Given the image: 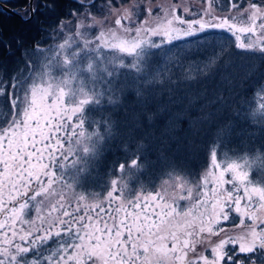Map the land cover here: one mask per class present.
<instances>
[{
    "label": "snow or ice",
    "instance_id": "obj_1",
    "mask_svg": "<svg viewBox=\"0 0 264 264\" xmlns=\"http://www.w3.org/2000/svg\"><path fill=\"white\" fill-rule=\"evenodd\" d=\"M65 2L27 0L16 12L26 25L51 21L37 28L46 40L0 34L8 53H20L14 69L0 61V264H264V0H228L239 16L218 15L221 0H201L158 22L154 0L125 8L123 0H71L66 11ZM114 14L118 27L109 28ZM53 39L55 49L44 47ZM176 66L195 70L177 75ZM253 91L261 118L249 155L218 159L235 131L226 115ZM244 111L230 117L237 126ZM208 125L215 171L181 169L195 198L189 187L171 202L160 192L121 201L130 170L151 165L153 151L194 156ZM112 148L126 158L105 173L119 174L107 197L90 203L74 185L101 179ZM181 200L194 202L182 208ZM221 221L243 234L228 235ZM205 232L225 233L207 255L196 248Z\"/></svg>",
    "mask_w": 264,
    "mask_h": 264
},
{
    "label": "rangeland",
    "instance_id": "obj_2",
    "mask_svg": "<svg viewBox=\"0 0 264 264\" xmlns=\"http://www.w3.org/2000/svg\"><path fill=\"white\" fill-rule=\"evenodd\" d=\"M186 0H178V4L176 2V0H154V3L151 5L152 7H158L159 9L162 10V12H158L156 14V16L151 17L150 20L158 22L160 19V16L162 15V13H167L169 12L172 8L175 7H180V8H196V9H200L199 6H195L193 5L194 3H199V0H189L187 3H184ZM126 5H121V8H125ZM234 13H230L231 15H236L237 13L235 11H233ZM177 14H181L179 12H177ZM218 15L222 16L221 14L217 13ZM225 16H229L228 14H225ZM108 18H110L111 20H115L116 16L115 14L112 16H109ZM185 19H191V16L186 15L184 17ZM238 25V27H242L243 23L240 20L235 21ZM107 27L109 28H114V27H118L115 26L114 23H110L108 22ZM244 36H242L243 38ZM253 37H251L252 39ZM157 39V38H154ZM52 55V53H44L43 55L40 56V59L38 60V68L40 66H42L45 57ZM161 67H163V64L161 62L160 64ZM177 67V66H176ZM30 75H32V73H30ZM245 100H247L244 96L240 98V100L238 101L239 107L236 104H233L231 106V112H239L241 108L248 110L249 106L248 103H245ZM248 101V100H247ZM258 109H256L254 112H250L244 116L247 117V119L250 121V129L251 126L254 125L255 129H256V135H259V124L258 121L261 118V113H260V105H261V98L259 96V100H258ZM243 112L240 113V115ZM218 115H224L223 113H219ZM254 115L256 116V118L254 117ZM225 123L226 122V117H225ZM241 124H239V126L235 125V131L232 133H229L228 135V139L225 141V147H223L221 150L222 152L226 151V154L224 153L222 155V157L218 154V159H221L223 157L227 158V161L230 162L232 160H237L239 157L241 156H248L249 153L246 151L245 153H237L239 150L242 151L240 148H245V150H247L251 145H250V141L249 139H247V136H249L250 131L248 129L242 131V132H238V129L240 127ZM85 130L87 133H91L93 128L89 127L88 124H85ZM212 130H214V134L213 137L216 136V129L212 126V125H208L207 126V135L208 132L210 133ZM47 132V129H46ZM238 132V133H237ZM238 134H240L241 136H238ZM204 141L203 138V134L201 135V137L199 138V143H198V147L197 150L195 152V155H189V156H185L184 153H177L172 152V154L169 156L168 153L165 154L164 157H160L158 153H156V156L154 157L151 163V165L148 166V168L151 170V172L155 173H162L164 172V167H166L167 162L170 164V168L173 169L174 166L179 167L181 169L187 168L190 161L194 158H196L197 155L202 153V148H204V145L202 144ZM252 143H255V141L253 140ZM110 150V149H109ZM109 150H107L105 152L106 155H109ZM211 150V149H210ZM235 153V155H233ZM210 159H211V153L208 157V159L206 160V162L203 165V172L199 175V177H203L204 173L208 170H212L215 171L214 169H211V165H210ZM69 167L67 168V171L70 173L71 170L72 172L74 171V169H72L70 167L71 165V158L69 159V161L66 162ZM190 170V168H189ZM95 175V173H94ZM119 174H113L110 177L109 176H103V173H100V177L101 179H96V182L94 180H89L87 182L82 183V185L80 186H75L74 185V190L77 193H83L86 196H89V194H91L89 196V202L93 203V202H98V200L106 198L107 197V191H110V179H114L117 178ZM165 179L160 183V185L156 188V192H160L162 195H165L166 197L169 195L170 193V202L172 200V198H178L180 195H187V188L186 187H191L193 189V198L196 197V187L194 184L190 183V180L185 178L183 175L179 176L178 178L173 175V177L171 175H168V172H166ZM216 175H218V172H216ZM170 177V178H169ZM104 181H108L107 184L104 183ZM197 182L199 183L200 181L197 180ZM125 183H127V187L123 189V194L120 195V193H117V195H120V199L121 201L126 200L129 197V193L132 191V187H131V183L128 181H125ZM183 185V187L181 186ZM169 187H175V189L172 188V190L169 189ZM230 187V186H229ZM131 194V193H130ZM147 195L145 194H140V196H144ZM137 195H134L133 197H135ZM185 201L184 206H182V203H180L182 208L188 207L191 203H193L194 201H189V200H183ZM195 212V209L193 210ZM32 215H34V212L31 213ZM233 221L239 223V217L237 215H233L232 217ZM236 223V224H237ZM221 224L225 227V232L228 235H233V236H239L243 234V229L240 227H236L234 224L230 223V222H223L221 221ZM234 226V227H231ZM233 229H231V228ZM202 236L205 237L204 242L202 244H197L196 248L198 252H203L205 255L208 254V251L210 250V247L219 241V239L224 238L225 233H221L219 236H208V234L202 233ZM252 256H259V253H254V254H249Z\"/></svg>",
    "mask_w": 264,
    "mask_h": 264
},
{
    "label": "trees",
    "instance_id": "obj_3",
    "mask_svg": "<svg viewBox=\"0 0 264 264\" xmlns=\"http://www.w3.org/2000/svg\"><path fill=\"white\" fill-rule=\"evenodd\" d=\"M1 1H3L5 4L12 7L18 12H22V10L25 8L27 4V0H1ZM188 1L189 0H186L184 3H187ZM137 2L138 0H131V4H130L128 3V0H123L121 5L125 4L126 7H131V5L136 4ZM139 2H143V0H139ZM244 2L247 3V0H244ZM70 3H71V0H66L64 4L65 11L67 10V7ZM98 3H99V0H98ZM193 5L199 6L201 8L202 7L201 0H199V3H194ZM217 13L221 14L222 16H225V14L231 15L228 11V0H221V8L217 9ZM233 13L234 12H232V14ZM97 15L99 16V13H97ZM237 16H239V13H237ZM108 21L110 23H114V20H111L110 18H108ZM46 22L50 23L51 21H47L46 17L41 16L38 21H34L32 24L26 25L20 20L19 16L5 12L0 6V34H2L4 38L6 39H11V37L13 36L17 38L23 37L27 44L32 43V38H35L36 40H42V39L46 40V37L43 32H40V33L37 32L38 26H45ZM214 31L218 33L221 32V30H214ZM224 34L228 35L227 33H224ZM242 39H251V36L243 37ZM56 43L57 41L55 39L47 40V42L44 44V47H48L49 45H51L52 48L55 49ZM19 56H20L19 52L15 56H12L10 53H8L3 48L2 45H0V61H3L6 65H8L10 69H14L16 67V63L19 60ZM171 70L173 73L180 75L182 71L191 72V71H194L195 69L185 68L182 70L179 66H177V67H173ZM244 97L248 100L249 109L244 111L241 114V119L239 121V124L241 125L238 129V132H242L246 128L250 131V133H255L256 135V129L254 126L255 124L252 125L250 129V126H249L250 121L248 119L245 120L244 116H246L248 113L250 115V112H254L256 109H258L257 103L259 100V94L253 91L251 93L246 94ZM3 111L4 109L0 107V112H3ZM235 115H236L235 112H230L226 115V122L228 125L232 127L237 125L236 121L230 118V117H234ZM254 117L256 118L255 115ZM184 127H187V125H184ZM206 133L203 134V138L205 142L202 143L204 145V148L201 149L202 153L197 155L196 158L190 161L188 167L184 168L185 172L189 171V168H190V171L198 174V176L203 172V169H204L203 165L211 153L210 149H212V141L216 137V136L213 137L214 130H212L210 133L208 132V135ZM238 136H241V135L238 134ZM247 139H249L248 136H247ZM253 140L255 141V138ZM240 149L242 151L239 150L237 153L242 154L247 151L245 150L244 147ZM172 152H175V151H172ZM172 152H169L168 155L170 156ZM109 153H110L109 155L104 154V163L98 169L99 176L101 172L103 173V176H104L105 173L109 171L110 165L112 164L113 161H118V160L123 161L126 158L122 151H118L115 148L110 149ZM156 153L157 152L153 151L149 155V159L153 160L154 157L156 156ZM224 153L226 154V151L225 152H222V150L218 151V154L221 157ZM166 165L167 166L164 167V170H165L164 172L155 173V174L151 172V170L148 167L145 169H141V170H135V169L130 170L128 173V176L130 177L132 191L130 192L131 194L129 193V197L134 198L133 197L134 195H140V194H145V193L148 194L149 192H156L157 190L156 188L165 179L166 175H163V174H165L166 172H168V175H171L172 177L173 175H175L178 178L179 176L183 175L185 178L189 179L190 181L191 179H193V177L185 176V172H182L181 168L174 166L173 169H171L170 164L168 162ZM94 181L96 182V179ZM172 188L175 189V187H169L170 190H172ZM170 193L171 192H169V195L166 197V199L170 200ZM179 202L182 203V206H184L185 201L181 200ZM231 227H234V226H231Z\"/></svg>",
    "mask_w": 264,
    "mask_h": 264
},
{
    "label": "water",
    "instance_id": "obj_4",
    "mask_svg": "<svg viewBox=\"0 0 264 264\" xmlns=\"http://www.w3.org/2000/svg\"><path fill=\"white\" fill-rule=\"evenodd\" d=\"M0 6L1 8L5 11V12H8L10 14H14L16 15V11L15 9H13L12 7L8 6L7 4H5L3 1L0 0Z\"/></svg>",
    "mask_w": 264,
    "mask_h": 264
},
{
    "label": "flooded vegetation",
    "instance_id": "obj_5",
    "mask_svg": "<svg viewBox=\"0 0 264 264\" xmlns=\"http://www.w3.org/2000/svg\"><path fill=\"white\" fill-rule=\"evenodd\" d=\"M43 131L46 133V129H43ZM168 201L170 202V200L168 199Z\"/></svg>",
    "mask_w": 264,
    "mask_h": 264
}]
</instances>
